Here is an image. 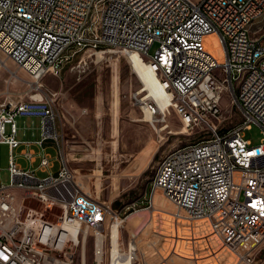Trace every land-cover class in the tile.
Segmentation results:
<instances>
[{
    "label": "built area",
    "instance_id": "1",
    "mask_svg": "<svg viewBox=\"0 0 264 264\" xmlns=\"http://www.w3.org/2000/svg\"><path fill=\"white\" fill-rule=\"evenodd\" d=\"M111 1H118V10L107 14L103 32H94L95 15L104 14V4ZM209 37L216 38L221 59L206 49ZM154 45L157 49L151 54ZM109 49L150 60L147 68L168 90L167 100L178 103L176 115L186 113V129L205 121L202 140L161 157L149 189L159 186L164 199L190 192V198H198L197 208L181 205L174 218L206 221L237 248L249 242L238 254L240 262L264 264V258L256 259L257 248L264 242V206H257V199L264 198V139L253 145L244 136L253 125L264 135V0H0V53L36 84V92L28 98L0 94V114L6 108L15 110V118L6 124L9 130L0 132V144L9 150V140H18L17 117L38 119L41 140L37 144L53 139L57 162L68 166L62 155L59 95L37 93L39 82L48 74L60 77L81 52ZM60 51H67L64 61H57ZM224 92L232 95L241 121L222 132L212 119L221 117ZM148 108L153 115L159 111L155 101ZM9 151L10 180L8 184L0 181V264H76L67 241L81 242L80 264H86L89 231L93 264H110L111 260L135 264L137 244L134 240L124 244L121 226L108 223V214L116 213L109 205L77 188L73 174L62 177L58 169L53 173L54 161L47 154H43L46 162L31 171L20 168L14 150ZM181 153H189V160H181ZM22 155L34 163L31 152ZM214 158H223L219 171L211 170ZM200 165H209L205 179L182 177V168ZM37 171L46 175L39 177ZM148 197V201L153 198ZM27 202L39 204L43 211L56 206L55 222L42 216L40 222L25 220ZM63 225L76 227L75 237L63 231ZM96 254H105V262L96 261Z\"/></svg>",
    "mask_w": 264,
    "mask_h": 264
},
{
    "label": "rangeland",
    "instance_id": "2",
    "mask_svg": "<svg viewBox=\"0 0 264 264\" xmlns=\"http://www.w3.org/2000/svg\"><path fill=\"white\" fill-rule=\"evenodd\" d=\"M113 10H118V1L104 4V14L95 15V21H92L94 32L104 31L107 14H111ZM253 27H257V24ZM205 47L217 59L222 58L216 38H207ZM156 49L157 45H154L150 53L153 54ZM128 57L125 52L115 49L84 51L65 66L60 77L48 74L39 82L41 87L37 93L52 91L59 95L62 124L72 131L71 133L69 130L67 152L73 153L76 150L75 143L80 145L78 160H67L71 177L70 166L80 169L78 177L85 182L89 181L91 197L109 205L116 212L108 214V223L121 226L120 236L124 243L129 239L136 242L138 260L135 264H242L238 254L241 255L247 249L249 242L237 248L233 246L232 239L221 237L206 221L170 216L178 214V207L181 205L183 209L197 208L198 198H190V192H182L177 198L164 199L159 193V186H151L149 189L150 180L161 157L171 150L185 148L188 144L202 140L206 136L205 121L199 120L192 130L185 128L187 131H184L185 125L174 111L148 120L138 105V100L143 99L146 93H140L142 84L134 74ZM84 62L86 66L82 67ZM35 87L36 84L26 72L0 53V94L9 92L28 98L36 92L33 89ZM220 107L221 117L212 120L220 131L225 132L241 121V115L228 92L223 93ZM84 119L93 128L88 129V133L80 132L78 135L74 126ZM16 125L18 140L39 139L38 119L17 117ZM22 128L27 130L23 131ZM5 130H9L6 125ZM244 136L253 145H258L264 139L262 130L254 125L244 132ZM149 148L156 149V153L151 165L139 173L148 158ZM31 149L36 153L40 151L37 146L30 148L20 145L13 154L20 168L34 171L39 165L40 156L36 154L35 163H30L22 155L23 150L29 152ZM47 152L52 158L57 155L54 149ZM8 159V147L0 144V181L3 184H8L10 180ZM54 165V170L59 167L58 175L62 176V165L58 166L57 162ZM201 166L200 170L198 166H193V179L190 181L205 179V175L209 173V165ZM97 167L99 171L94 173ZM221 168L223 158H214L211 170L219 171ZM36 175L43 177L46 174L37 171ZM182 177L187 178L184 171ZM148 196H153L151 201H148ZM114 201H119L116 208L112 206ZM26 204L29 207L24 210L29 209L34 216H42L46 221L55 222L59 212L56 206L43 211L37 203ZM131 205L132 208H128ZM257 206H264V198L257 199ZM88 234L84 249L85 260L86 264H93L92 232L89 231ZM67 249L74 251L75 263L80 264L81 242L68 241ZM54 254L63 257L62 253ZM256 255L257 260L264 258V242L258 246ZM102 262H105V254H102Z\"/></svg>",
    "mask_w": 264,
    "mask_h": 264
},
{
    "label": "bare ground",
    "instance_id": "3",
    "mask_svg": "<svg viewBox=\"0 0 264 264\" xmlns=\"http://www.w3.org/2000/svg\"><path fill=\"white\" fill-rule=\"evenodd\" d=\"M126 55H129L128 59L131 68L134 71V74H136L138 80L142 84V89L140 90V93H146V96L143 99L138 100V105L139 108L142 110L143 115L145 113V117L148 120L149 119L152 120L153 117L155 118L157 116L163 117L164 116L163 113H167L168 115L171 111H174L176 113V110H178V103L174 102L173 104L172 100H167L168 90L162 89L161 82H156L155 75H153L150 72V70L147 68L150 67V60L148 62H144L143 59H139V57L133 53H127ZM64 58H67V51H60V54H57V61H64ZM114 82L116 85L117 80L115 79ZM150 101L151 102L155 101L159 107V111H157L156 115H153V113L148 108ZM177 115L180 117L182 123H186V113H178ZM11 118H15V110H13V108H6V110L1 111L0 132H3V130H5V125L6 123H8V120ZM185 130L186 129L184 127V131ZM17 148H18V140H9V150H15ZM8 160H10V151H9ZM40 162H46V155H43L41 157ZM62 170H63L62 177H71V172L67 165H62ZM52 208L53 206H48L46 211H49ZM170 216H172V214H170ZM24 219L27 220L28 222H40V217L34 216L29 209L24 210ZM55 230L58 229L55 228ZM62 230L67 231L68 234L72 235L73 237H75L77 233V229L74 226L63 225ZM61 233H62L61 234V238H62L64 234L63 232ZM113 233L116 234V228H114ZM137 260H138V256L135 257V261ZM96 261L102 262V254H96ZM110 264H118V260H111Z\"/></svg>",
    "mask_w": 264,
    "mask_h": 264
},
{
    "label": "crops",
    "instance_id": "4",
    "mask_svg": "<svg viewBox=\"0 0 264 264\" xmlns=\"http://www.w3.org/2000/svg\"><path fill=\"white\" fill-rule=\"evenodd\" d=\"M210 38V37H209ZM88 124V125H87ZM93 127L90 125V123H88L85 119L78 124H76L74 126V130L77 132L78 135H80L81 133H86L87 130H91ZM23 131H26L27 129L26 128H22ZM39 130H40V127H39ZM69 130L70 128L64 124H62L61 128H60V133H61V146H62V155L63 157L68 160L69 162V159L71 158L72 160H78V149L80 147V145L78 143H75V147H76V150L73 152V153H70V152H67V145L69 144V140L68 137H69ZM71 131V130H70ZM83 131V132H82ZM81 132V133H80ZM72 133V131H71ZM88 133V132H87ZM24 135V133H23ZM71 137H73V135H71ZM41 140V130H40V133H39V139H34L32 141H20L21 142V145H26L27 147H32V146H37L40 151L38 153H36L33 149H31L29 152H31L33 155H34V163L36 161V157L35 155L37 154L38 156H40V158L43 156V154H47L48 156H50V154L47 152L48 150L50 149H54L56 151V157L55 158H52L51 159L55 162H57L56 158H58V152H57V149H56V142L51 139V138H48L46 139L45 141H43V143L41 145L37 144V142H39ZM20 147V146H19ZM18 147V148H19ZM91 148V146H90ZM26 150H23V152H25ZM89 151V150H88ZM156 153V149H150L148 150V153H147V160L146 162L143 164V166L141 167L139 173H142L143 171H145L150 165H151V161H152V158L154 157ZM39 158V159H40ZM181 160H189V153H181ZM101 162V161H100ZM53 163V169H52V172L55 173L57 171V169L59 167H57L56 170H54L55 168V165ZM58 163V162H57ZM100 164V163H99ZM118 165V164H117ZM58 166H59V163H58ZM98 166V165H97ZM71 170H72V174H73V183L74 185L79 188L81 191H83L84 193L86 194H89L90 196H92L90 193H89V181L85 182L84 179H79V171H81L80 169H74V167L70 166ZM100 168L103 169L102 167V164H100ZM198 169H202V166H198ZM99 171V168L97 167V170H94L93 172L94 173H97ZM182 171H184V176H186L187 178H190L191 180L193 179V166H186L185 168H182ZM101 172V171H100ZM197 179V178H196ZM83 180V181H82ZM86 186V187H85ZM87 190V191H86ZM162 196V195H161ZM163 198V197H162ZM95 199V198H94ZM97 200V199H95ZM98 201V200H97ZM128 219V218H127ZM121 229V228H120ZM122 239V238H121ZM131 240V239H129ZM128 240V241H129ZM127 241V242H128ZM123 242V240H122ZM124 243V242H123ZM125 244V243H124ZM141 260V259H140ZM194 264V262H193Z\"/></svg>",
    "mask_w": 264,
    "mask_h": 264
},
{
    "label": "trees",
    "instance_id": "5",
    "mask_svg": "<svg viewBox=\"0 0 264 264\" xmlns=\"http://www.w3.org/2000/svg\"><path fill=\"white\" fill-rule=\"evenodd\" d=\"M118 205H119V201H114L112 204L113 208H116Z\"/></svg>",
    "mask_w": 264,
    "mask_h": 264
}]
</instances>
